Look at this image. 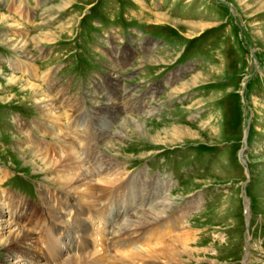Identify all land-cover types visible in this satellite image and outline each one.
Instances as JSON below:
<instances>
[{"label": "rangeland", "instance_id": "1", "mask_svg": "<svg viewBox=\"0 0 264 264\" xmlns=\"http://www.w3.org/2000/svg\"><path fill=\"white\" fill-rule=\"evenodd\" d=\"M29 83L68 117L49 120ZM22 148L101 159L124 183L115 212L105 220L92 207L87 231L78 204L67 195L66 211L53 175L20 159ZM0 191L22 200L12 209L0 195V221L12 224L0 241L33 231L15 247L29 251L26 264L165 243L184 227L183 264H264V0H0ZM163 191L173 199L164 223L112 235ZM42 193L65 212L70 241L51 231ZM5 248L0 264H16Z\"/></svg>", "mask_w": 264, "mask_h": 264}, {"label": "bare ground", "instance_id": "2", "mask_svg": "<svg viewBox=\"0 0 264 264\" xmlns=\"http://www.w3.org/2000/svg\"><path fill=\"white\" fill-rule=\"evenodd\" d=\"M1 17H2V20L5 21L7 16L2 15ZM159 17H162V16L160 15ZM23 52H25V51H23ZM14 81H15V78H14ZM28 85H29V88H26L24 90L27 91L28 93L32 94V96L34 97V99H36V101H38V103H39V100H37V99H40V101H41L40 103H42V105L44 106V109H46L45 111H47V115L49 116V120L54 121L55 119L53 117L55 116V118H57L56 121L59 122V121H61V119L64 120L65 118L68 117L64 114H60V112H57V113L55 112L53 114L52 111H54V110L56 111L58 108L56 107L55 104H53L54 101H51L49 99L47 92H44L39 86L34 85L32 83H29ZM149 113H151V112H149ZM53 123H55V122H53ZM122 126H123V124H122ZM134 126L137 129L141 128V126L138 125L137 123H135ZM48 129H51L52 134L54 136H57V132L53 128L49 127ZM138 130H142V129H138ZM119 131L121 132V129ZM122 137H123V135H122ZM26 143H28V142L26 141ZM68 143L70 144L71 147L73 146L72 141L69 140ZM20 150H21V153L23 154L21 156L19 155L20 159H23L28 165H30V164L33 165L34 168L40 170L39 172L49 173V174L53 175V177L51 178L53 185L59 186L63 190V192L66 194L63 197H61L62 206L66 209V211L73 210V205H72L73 202L78 204V208L76 207V211H78V214H79L77 216V220H78V222L80 221L83 223V225H85L84 227L87 229V231H88V229L91 228V226H93L94 224H97L95 219L93 218V215L94 216H96V215H95L92 207L95 210H98L101 213H103L104 215L102 214L101 216H104L105 220L108 218V216L106 214V213H108V208H109L108 205H111V204L114 205L115 204L113 202V201H115L114 196H115V194L118 193L119 189H122V187H123L122 185L124 183L120 182L121 179L119 178V175H115L114 177H112V176L109 177L107 172L110 170V168L107 167L105 162H103L100 159L99 162H95L94 166H93V164L91 166H89L88 164L93 162L92 158L81 159L78 155L76 156V153H74L73 151H70L69 154H66V155H58V157L56 155L54 157V156H49L47 154H44L35 148H33V149L32 148L31 149L30 148H22ZM71 152H73L74 154H72ZM27 157H30V158H27ZM96 157L97 156H95V158ZM29 162H30V164H29ZM22 163H23V161H22ZM23 165H25V164L23 163ZM48 179H50V178H48ZM111 187H113L114 189L112 188V190H109ZM105 192L109 193V197L112 198V201L107 200L106 202H104L105 205L101 208V204L97 202V200H98L97 198L99 195H105ZM165 193H166V191L162 192L163 196H162V198L160 197L161 200L158 203H156L155 208L145 211L144 212L145 214H142L141 212L136 213V216L133 215L134 217L133 216L130 217V220H132V221L127 220V222H126V221H123L124 219L123 220L121 219L123 221V223L118 224L119 227L117 226L118 228L116 229V231L113 232L112 235L118 234L119 230H121L120 227H123V225L126 223H127L126 225H128L126 231H132L135 229L138 230V229L146 228L150 225L157 224L159 222H161L160 224H162V222L164 223L167 219V218H165V216L168 215L167 210L170 209L172 204H173L172 198H169V199L164 198V195H166ZM47 194H49V193H47ZM47 194L42 193V199L45 202V212H46V214H49V216L51 217L49 219V222L51 224V226H50L51 231L56 232L55 230H56V228H58L59 235L64 236V237H66V239H68L69 235H71V233H72V231L68 230V228H72L73 226H72V224H67L68 222L66 223L65 212H63V211L58 212L59 209L57 210L54 207V205L52 204L53 200H52L51 196H49L50 200H48ZM0 195H1V197H4V201L6 203L11 202V203H8L9 205L15 204V205H11L12 209L13 208L14 209L21 208V204H22L21 199L15 198L14 195H12L6 191H0ZM67 195L70 197L71 201L73 200L72 203L68 199ZM108 202H110V204H108ZM155 202H156V200H155ZM155 202H153L150 206H152ZM130 204H132V202ZM85 209L88 211H89V209H91V213L85 212ZM171 209H173V208H171ZM4 214H5V210H4V206H2V209H0V217H3ZM105 220H103V221H105ZM132 222H134V223L131 226ZM64 223L69 225V227L68 228L63 227L62 225H64ZM5 224L12 227L11 222H8L7 220L2 219L0 221V237H3V235H4L3 231L6 230L4 227ZM77 225L75 227H77ZM188 228L189 227H186V228L184 227L182 229V233L179 234V232H178L173 237L171 236V238L168 239L167 241H165V243L161 242V243L153 244L151 246H145V247L142 246V247H139V248L137 247L134 249L123 248L122 250H118L117 252H114L112 255H108V254L105 255V253H104L102 256L101 255L98 256L97 250L91 252L89 249L88 253L90 255L89 254H81V256H75L74 255V256H67V257L62 258V259L60 258L61 260H60L59 264H113V263L114 264H147L146 262H151L152 264H162V263H165V264H183L184 263L183 261L185 260L184 256H186L187 254H191L190 253V251H191L190 245L192 243V240H191V236H190V231L187 230ZM101 232L103 233V231H101ZM101 232H98V233L101 234ZM77 233L81 234L83 232L77 231ZM32 235H33V231H30V230L25 231V230H22V228L18 227L17 230L9 233V237L7 238V240L0 241V244L1 245L4 244V246H6L5 249H7V251L9 253L10 252L12 254L19 253L21 255L20 256L21 258L19 257L17 259L18 260L17 263L26 264L27 263L26 259L22 260V257L27 256L28 254H26V253L29 251L22 250L20 247L15 249V247L17 245H20L24 241H31ZM88 237H89L88 233H87V235H86V233H84V235L82 236L83 240L84 239L86 240V238H88ZM29 248H31V247H29ZM60 248H61V246H60ZM129 248H130V246H129ZM30 250L32 251V250H34V248H32ZM57 256H58V254H57ZM98 258H100V259H98ZM57 259L58 258H56V260ZM36 260H37L36 255H33L32 259L30 261L34 262ZM211 264H215V263L211 262Z\"/></svg>", "mask_w": 264, "mask_h": 264}]
</instances>
